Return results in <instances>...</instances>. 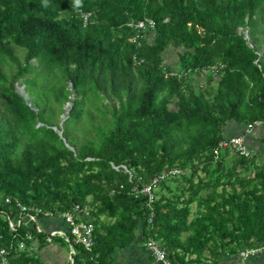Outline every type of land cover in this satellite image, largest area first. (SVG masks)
<instances>
[{"label":"trees","instance_id":"16d2710c","mask_svg":"<svg viewBox=\"0 0 264 264\" xmlns=\"http://www.w3.org/2000/svg\"><path fill=\"white\" fill-rule=\"evenodd\" d=\"M77 8L91 14L87 26ZM145 17L156 28L139 48L127 24ZM262 26L264 0H0L5 241L10 197L57 213L92 207L95 245H74V264H117L144 235L172 264L264 247L260 148L246 138L251 158L214 154L235 131L264 124ZM91 108L104 126L94 127ZM154 177L149 223L146 198L132 189ZM12 261L41 264L28 253Z\"/></svg>","mask_w":264,"mask_h":264},{"label":"built area","instance_id":"2783aa9c","mask_svg":"<svg viewBox=\"0 0 264 264\" xmlns=\"http://www.w3.org/2000/svg\"><path fill=\"white\" fill-rule=\"evenodd\" d=\"M128 26L136 31L135 36L131 39L139 48L142 46V40L145 35L156 28V23L151 19H144L137 22H131ZM217 67H212V71H216ZM183 73L173 72L172 76L181 77ZM262 122L247 125L245 131L241 135L231 137L230 139L223 140L215 149L214 154L217 155L219 149L228 148L232 151L251 158L252 152L247 149L246 138L250 136L253 129ZM128 173L129 170L124 166ZM179 171L173 170L172 174ZM255 173V171H254ZM132 176V175H131ZM161 179L154 177L149 183L141 186L135 185L132 189V194L135 198L145 197L149 212V223L152 222L155 210L154 203L156 201L155 190L159 186ZM132 181V178H130ZM5 203L11 205L15 210V214L2 212L5 217V222L8 224L9 234L11 241L8 244V239L4 238V234L0 231V264H13L12 256L28 253L33 256L37 247H40L39 237L43 236L46 245H56V241L65 240L70 244L67 250V259L71 264H74L75 251L74 245L83 246L85 250L92 251L95 245L94 231L95 226L92 221L93 209L90 205L82 206L76 205L70 210L63 212H54L45 210L38 206H28L18 199L5 197ZM60 222L63 223L59 224ZM61 225V226H60ZM25 230L24 232H22ZM143 241L146 249L160 264H172L169 259V254L163 248L159 241L152 235H144ZM58 246V244H57ZM259 249L251 248L240 252L241 264H246V261L252 256L257 255ZM36 264V263H34Z\"/></svg>","mask_w":264,"mask_h":264},{"label":"crops","instance_id":"0c3cea01","mask_svg":"<svg viewBox=\"0 0 264 264\" xmlns=\"http://www.w3.org/2000/svg\"><path fill=\"white\" fill-rule=\"evenodd\" d=\"M257 126L258 127H255L252 132L253 135L251 134L250 136L247 137V142L248 140L249 142L253 141L256 148L259 147L260 150L262 151V153H259L261 151H258V153H256L257 162H258L259 159L262 158L264 161V124ZM240 132H241L240 130L238 132L235 131V133H237L238 135L242 134V132L241 133ZM263 164H261V166H264ZM59 224L63 225V223H59ZM57 242L59 241H56V243ZM140 246L141 244H139L137 241L133 250L131 249L130 251L121 252L120 254L121 258H119L120 261L117 264H160L150 254V252H147V250H145L143 246L142 248ZM257 249H259L257 255L250 257L248 261H246V264H264V247H258ZM36 252L39 253L40 258L41 255L45 258L44 260L45 264H66L64 260L65 257L64 255L66 254L67 250L65 252L64 249L58 247L57 244L56 245L42 244L40 247H37ZM122 260L123 262H121ZM218 264H241V258L240 255H238L237 257H227L222 261H220Z\"/></svg>","mask_w":264,"mask_h":264},{"label":"rangeland","instance_id":"374dc122","mask_svg":"<svg viewBox=\"0 0 264 264\" xmlns=\"http://www.w3.org/2000/svg\"><path fill=\"white\" fill-rule=\"evenodd\" d=\"M261 30L262 31H264V28H263V26L261 27ZM202 79H204V78H202ZM17 89L19 90V91H23L24 90V86H17ZM70 105H66V107H69ZM102 110L104 111V109L102 108ZM91 111L94 113V115L96 116V119L94 120V122H95V128H97L98 126H104L105 124H104V122H102V116L100 115H98V113L95 111V109L94 108H91ZM61 118L62 119H64V117L63 116H61ZM63 123H61V125H62ZM261 161V162H260ZM260 164L259 165H261V164H263L264 163V161H263V158L262 159H259V161H258ZM263 162V163H262ZM264 165V164H263ZM194 211H196V205L194 206ZM3 221H5V217L3 216ZM136 241H138V243L139 244H141V248H142V246L144 247V249L146 250V247H145V243H142L141 241H139L138 239L136 240ZM136 241H134V242H136ZM57 244H58V247H60V248H63L64 249V251H66V247L64 246V244H63V242H57ZM148 252V251H147ZM34 255H36V256H38L39 255V253L37 252V253H35ZM33 255V256H34ZM65 257H64V260H65V262H66V264H71L69 261H68V259H67V257H68V255H64ZM119 256H120V253H119ZM39 258H40V255H39ZM41 264H45L44 263V260H45V258L41 255ZM62 263H64V262H62Z\"/></svg>","mask_w":264,"mask_h":264},{"label":"clouds","instance_id":"9594fccd","mask_svg":"<svg viewBox=\"0 0 264 264\" xmlns=\"http://www.w3.org/2000/svg\"><path fill=\"white\" fill-rule=\"evenodd\" d=\"M76 12L77 13H79V15H80V17H82L83 18V20H84V24H85V26H87V24L89 23V20H90V17H91V14L90 13H83V11L81 10V9H76ZM144 19H151V20H153L152 18H149V17H145ZM144 19H141V20H144ZM138 21H140V20H138ZM132 22H137V21H132ZM131 23V22H130ZM156 23V22H155ZM129 24V23H128ZM128 24H127V26H128ZM129 27V26H128ZM155 30V29H154ZM154 30H152L151 32H149V33H147L146 35H145V37L143 38V40H142V44H143V41H144V39L145 38H147V36H148V39H150V35H151V33L154 31ZM135 34H136V31H135ZM135 36V35H134ZM132 39V38H131ZM132 42V41H131ZM180 73H182V72H180ZM5 199V198H4ZM1 213H2V211H1Z\"/></svg>","mask_w":264,"mask_h":264},{"label":"water","instance_id":"95a60500","mask_svg":"<svg viewBox=\"0 0 264 264\" xmlns=\"http://www.w3.org/2000/svg\"><path fill=\"white\" fill-rule=\"evenodd\" d=\"M246 35H247V36L249 35V32H248V31L246 32ZM21 92H23V91H21ZM67 105H70L69 107H66V109L69 110L70 107L72 106V104L69 103V104H67ZM63 117L65 118V116H63ZM59 134H60L61 137H63V132H62V131H61ZM64 141H65V140H64ZM71 149L74 150L73 148H71Z\"/></svg>","mask_w":264,"mask_h":264}]
</instances>
